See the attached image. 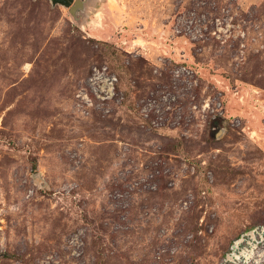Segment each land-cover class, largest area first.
Returning <instances> with one entry per match:
<instances>
[{"label":"rangeland","instance_id":"374dc122","mask_svg":"<svg viewBox=\"0 0 264 264\" xmlns=\"http://www.w3.org/2000/svg\"><path fill=\"white\" fill-rule=\"evenodd\" d=\"M77 1L0 0V264H264V0Z\"/></svg>","mask_w":264,"mask_h":264},{"label":"built area","instance_id":"2783aa9c","mask_svg":"<svg viewBox=\"0 0 264 264\" xmlns=\"http://www.w3.org/2000/svg\"><path fill=\"white\" fill-rule=\"evenodd\" d=\"M118 83L117 76L107 66L93 68L85 87L76 95L79 105L90 109H104L117 100Z\"/></svg>","mask_w":264,"mask_h":264},{"label":"water","instance_id":"95a60500","mask_svg":"<svg viewBox=\"0 0 264 264\" xmlns=\"http://www.w3.org/2000/svg\"><path fill=\"white\" fill-rule=\"evenodd\" d=\"M55 4H60L66 7H74V8H79L82 7V3L77 1L73 2V0H52Z\"/></svg>","mask_w":264,"mask_h":264},{"label":"bare ground","instance_id":"6f19581e","mask_svg":"<svg viewBox=\"0 0 264 264\" xmlns=\"http://www.w3.org/2000/svg\"><path fill=\"white\" fill-rule=\"evenodd\" d=\"M238 243H239V242H238ZM243 256L246 257L248 260L252 258V255H251V254H248V253H244ZM241 258H242V257H241ZM241 258L238 257V258H236V259H237V260H240ZM239 262H240V261H239ZM241 263H243V262H241Z\"/></svg>","mask_w":264,"mask_h":264}]
</instances>
